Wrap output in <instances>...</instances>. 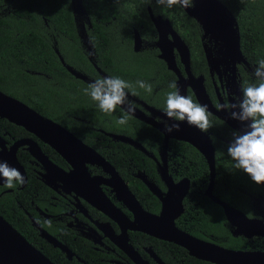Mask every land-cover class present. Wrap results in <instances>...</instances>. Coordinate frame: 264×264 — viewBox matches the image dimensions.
I'll return each instance as SVG.
<instances>
[{
  "label": "trees",
  "instance_id": "16d2710c",
  "mask_svg": "<svg viewBox=\"0 0 264 264\" xmlns=\"http://www.w3.org/2000/svg\"><path fill=\"white\" fill-rule=\"evenodd\" d=\"M82 1L83 5L89 9H99L100 14L114 15L115 24L120 23L124 28H128L132 23L138 25L148 22L147 5H150L153 10H161L171 19L175 29L188 44L193 74H203L205 78L207 77L204 55L198 41L199 25L183 9L174 8L171 11L161 9L154 2L148 4L146 0ZM220 1L234 15L239 27L240 49L249 63L255 66L258 60L264 59V0ZM101 35L109 42L106 32L101 30ZM74 41L77 42V36L74 31L71 0H0V90L23 101L43 116L64 125L97 149L129 182L131 191L145 209L157 213L160 208L158 199L135 176L137 171H142L150 178L157 180L154 162L139 149L113 140L99 129L132 137L153 151L155 155L161 148L162 135L154 127L132 116L127 125H116L114 120L121 115L120 109L111 116L105 115L95 108L89 97L77 94L78 89L84 88L85 85L66 69L59 58L61 56L66 65L75 67L77 60L82 57L74 46ZM97 49L99 65L133 85L138 79L150 82L153 86L151 93L135 88L136 93L156 106L164 104V98L168 91H171L168 83L175 80V76L166 69L155 54L143 57L131 51L128 53L130 56L126 63L128 66L123 67L125 63L121 62V57L111 44L106 47L97 46ZM159 69H161L160 74L155 73ZM205 85L207 89L211 87L209 79H206ZM190 97L196 102L194 97L191 95ZM81 119L92 122L93 130H89ZM209 121L208 130L215 135L213 126L224 128V131L227 129L222 123L211 121L210 115ZM4 132H10L15 137L30 135L22 127L0 118V135ZM6 137L11 140L9 135ZM212 141L216 150L213 193L245 213L253 215L252 205H257L260 210V204L254 201L255 197H260L264 201V188L252 182L243 172L232 168V162L226 153L228 143L214 140V135ZM39 143L43 151L55 163L62 168L67 167L66 161L52 148L40 141ZM169 148L173 153L171 158L183 160L178 171L180 175L188 176L202 185L207 183V166L201 154L193 146L184 141L171 140ZM18 160L25 168L27 179L23 188L18 185L12 191L3 192L6 188L0 185V215L53 263L83 264L75 258L67 259L58 248L45 241L38 230L31 225L27 211L31 212L35 204L41 208L51 209L53 191L39 178L36 172L39 166L34 164L28 152L20 150ZM192 199H195L193 194L185 200V212L177 220L179 227L194 235H199L198 231L202 228L206 233L217 234V240H223L225 237L228 242L234 243L237 247L246 244L253 247L254 244H258L259 240L249 244L244 238L232 239L233 237H230L227 231L222 209L207 198H198L201 200L198 206L193 204ZM33 217L48 232L72 247L73 240L68 229L53 221H41L36 215ZM60 231L63 233L59 234ZM135 233H132L130 238L134 247L141 251L142 245L150 246L168 264H213L190 256L186 250L174 243L142 234L145 238L143 240ZM82 247L77 249L76 255L88 264H114L108 262L102 253L91 247L88 250L84 245ZM71 249L75 250V248ZM117 253L118 256L114 255V258L129 263L120 250L117 249Z\"/></svg>",
  "mask_w": 264,
  "mask_h": 264
},
{
  "label": "flooded vegetation",
  "instance_id": "af4514ba",
  "mask_svg": "<svg viewBox=\"0 0 264 264\" xmlns=\"http://www.w3.org/2000/svg\"><path fill=\"white\" fill-rule=\"evenodd\" d=\"M82 2H83L82 0H71V11H72V17H73V23H74V31L76 32V36H77V42L74 41V46L77 48L78 53L82 58H79V60H77L75 67L66 65L64 63V60H63V63L62 62L61 63L66 67V69L74 77L81 80L84 83L85 87L88 85V83L95 80L96 78L113 75L109 71V69L107 70L103 68L104 66L99 65L100 58L98 55L99 52H98L97 46L106 47L108 44H111L117 50V54L119 55V57H121L120 58L121 62L125 63V64L122 63L123 67L128 66L126 63L130 59V56L128 55V53L131 51L133 53H138L142 55L143 57L155 54V56L163 62L166 69L174 74L175 81L178 83L179 77H178L177 72L170 69L166 59L162 57L161 47L166 48V47L171 46L172 58L175 61L176 67L180 75L183 77V79L187 78V74L184 70V65L181 62L179 49L176 45L177 41L174 38L173 33H176L178 35L179 39L183 41V43L188 47V49H189V46L186 43L185 39L181 36L180 32L177 29H175L171 19L166 17L161 12V10L160 11H157L158 9L153 10L150 5H147L146 13H147L148 22L150 23L143 22L138 25L136 23H132V24H129L128 28H124L120 23L115 24L116 18L114 15L100 14L99 9H89L88 7L84 6ZM183 10L188 15L186 10L185 9ZM195 21L199 25L198 41L200 42V46L203 51L205 67H206L205 70L207 71L206 73L207 77L205 78L203 74H197V75L193 74L191 70V64H190V70L194 78H197V77L203 78V86L205 88V92L207 94L210 106L212 109L216 111L215 113H212L207 110L209 115L211 116V121L220 122L223 124V126L225 125V127L227 128L224 131V128H217L216 126H213L215 129L216 135L213 134V132L210 130L203 132L205 135L209 137L211 144L214 148V178L212 181L211 192L207 191L210 185V169H209L208 162L206 158L204 157V155L200 153L195 147L194 148L203 157L204 162L207 166L208 180L205 185L199 184V182L192 180L188 176L180 175L178 171L181 168V164L183 160H178V159L174 160L173 158H171L173 153L171 152L169 148V142L171 140H176V141H183V140H179L173 137L169 138L167 147H166L165 162H163L161 154H162L163 145H164V134L159 129H157L155 126L149 123V122L156 123L164 127V123L162 121L165 118L163 117V114L161 112V108L163 105L156 106L152 103H149L147 100L140 97L139 94L129 96V99L135 101V104H136V111L134 115H132V117L154 127L162 135V145H161V148L158 150L157 155H155L153 151L147 149L141 142H139L136 139H133L132 137H129L122 133H114V132H109L101 128L99 129L102 133L106 134L109 138L113 140L121 141L123 143L129 144L132 147L139 149L142 153L150 157V159L154 162L155 167H156V174L158 177L157 180H155L154 178H150L149 176L145 174V172H142V171H137L135 173V176L138 179H140L143 182V184L147 187V189L150 191V193H152L158 199L160 203V208L157 213L151 212L145 209V207L141 204L139 199L131 191L129 187V182L121 176L119 171H117V169L108 161V159L105 156H103L97 149L87 144L85 141H83V139L75 135L73 131L69 130L64 125L60 124L59 122L49 117L43 116L37 110H35L32 107L31 108L34 109L36 112H38L44 118L51 119L52 121L63 126L65 129H67L69 132H71L73 135L79 138L82 142L92 147L98 154L103 156L115 168V170L118 172L121 178L125 181L128 188L130 189V191L135 196V198L138 200V202L140 203V205L142 206L144 210L150 213L158 214L161 209V201L159 197L155 193H153V191H151V189L146 184V182L139 176L144 177L147 182L153 184L154 187L159 190L162 196H165L166 193L168 192L169 184L176 186L181 181L187 180L188 190L182 200L183 211L175 219V224L180 230L187 232L185 229L177 225V220L180 219L183 213L185 212L184 204H185L186 198L189 197V195L193 194V197H195V199H192V202L195 206H198L201 204V200L198 198H207L210 202H212L213 204L217 205L218 207L222 209L223 215L226 220V226L228 229L227 231L230 234L229 236L233 237L232 239L244 238L249 244H252L253 241H256V240H259V241H258V244H254L253 247L247 244L237 247L234 243L228 242V240L225 237H223V240H217V234L206 233L202 228H200L198 231L199 235H194V234L187 232L188 234L192 235L193 237L199 240L208 242L210 244L217 245L219 247H222L228 250L264 252V236L258 233L253 234L251 236H246L243 233L235 234L234 231L237 228L244 230L246 228L245 224L240 220L235 221V224L232 223L230 219L228 218L224 207L213 199V197L218 198L221 202L233 208L236 212L243 213L246 216V218L257 219L261 221L262 224L264 225V201L260 197H255V200H254L257 204L258 203L260 204V210L258 209L257 205L256 206L252 205L253 215H249L245 213L243 210L237 208L236 206L229 203L228 201H225L219 198L218 195H215L213 193L214 182H215L214 180H215V175H216V161H215L216 150H215V145L212 141L213 135H214V140L223 141V142L228 143L232 139L233 131H240V132L245 131L244 126L240 122L230 119L229 113L225 111L224 109L219 108L217 106L224 104L226 102L227 103L234 102L235 98L241 96L242 88L246 87L253 80V77L250 76V73L252 72V69L254 66L249 63L248 59L243 55L241 49L240 51H241L242 58H240L239 55L237 54L227 51L225 44L220 39L215 38L210 33H206L202 29L200 23L197 20ZM101 30H103L104 33L105 32L107 33L109 42L107 41L106 37L105 39L103 38V36L101 35ZM189 52H190V49H189ZM56 53L59 55L58 50H56ZM142 59L145 60L144 58ZM190 61H191V54H190ZM70 70H72V72ZM160 72H161V69L155 71V73L157 74H160ZM206 79H209L210 85H211V87L208 89L205 85ZM182 82L183 83L185 82L186 85L188 84V82H186L185 80H182ZM186 88H187L186 96L191 95L192 97H194L196 103H199L192 87L190 85H187ZM82 89L83 88L78 89V93H77L78 95L84 94ZM165 100H166V97L164 98V101ZM75 118H78V117H75ZM82 121L85 123L86 127L89 130H93L94 127H93L92 122H90L88 119L86 120L83 119ZM76 124L81 126V124L79 123H76ZM22 128L25 129L24 127ZM25 131L29 133L30 135L15 137L10 132L2 133L0 135V143H2L5 146L4 150L7 152L10 149V146L18 140L32 139L38 144V146L41 148L42 152L48 157V159H50L54 164L59 166L43 151L39 141L41 143H44L45 145H48L50 148L52 147L49 144L42 141L35 134L30 133L26 129ZM172 133H175V131H173ZM7 135H9L11 140L7 139L6 137ZM31 135H33L35 138H33ZM118 136L127 137L130 140H132V143L122 141L119 138H117ZM52 149L57 153V151L54 148ZM20 150L23 152L29 153L31 158L34 160V164L39 166V170H36V172L39 175V178L43 181L45 185H47L53 191V194L51 195V202H50L51 209H48L47 207L41 208L40 206L35 204L31 212L27 211V215L30 220V223L34 228L38 230L39 235H40L39 229L35 227L33 223L37 222L43 229L45 228L33 217L34 215H36L41 221H53L55 223L61 224L64 228L68 229V233L70 234L71 239L73 240L71 242L72 247L67 242L65 243L64 241H60L58 237L48 232L46 229L45 230L49 234H51L59 243L67 247V249L72 254L71 258L67 256L66 252L62 251L59 247H56L50 243L53 247L58 248L69 260H72L73 258H75L80 263L88 264L86 261H84L82 258L76 255L77 249L83 248L82 245H84V247L87 250L88 248L91 247L95 251L102 253L103 256L107 258L108 262H112L114 264H134L133 261L127 256L125 251L120 249L111 240V238L107 236V234L110 231H112L113 234L115 235L120 234L122 230L120 223H117L114 220V218L98 210L96 207H94L91 204L92 202L88 200L90 199L91 201H96L94 196H92V191H94V186L91 183H87L84 187L70 186L67 180L60 181L58 179L52 182V180L50 179V176L46 177V175L48 174L47 169H45L43 165L31 154L27 145H22L18 147L16 151L17 160H18V152ZM57 154L60 155L59 153ZM174 157L177 158L176 156ZM18 162L24 170V175L26 177L25 182H26L27 176H26L25 168L20 163L19 160ZM66 163H67L66 168H62L60 166L59 167L62 168L64 171L68 172L72 169V166L69 162L66 161ZM86 167H87V172L90 178H93L95 176H101L103 179H107L110 177L108 173L103 171L101 166H98L96 164L86 163ZM163 171L166 172L167 174L166 178H168L169 180L165 178L167 180L166 181L163 178V174H162ZM24 185L25 183L23 185H20V188H23ZM261 186L264 188L263 185ZM100 188L102 189V192L104 193V195L112 203L114 208H116L117 210L119 209L124 214L123 216L126 217L129 221L134 220V213L127 207V205L123 201L117 199L116 193L112 190L113 188L111 186L105 183H100ZM6 191H12V189L3 190V192H6ZM121 224H124V223L122 222ZM62 231H60L59 234H62L63 233ZM132 233L139 235L143 240L145 238L142 234L150 236V237H154V236L148 235L141 231H135V230H130V229L127 230L128 243L139 253V255L141 256L143 260L147 261L148 264H159L154 259L152 255L153 253L155 254V256H157L161 260V262H163L164 264H168L165 261H163L161 257L157 255V253L150 246L142 245L141 251L137 247H134L130 242ZM83 239H84V242H82ZM79 242H82L81 243L82 245ZM178 246L186 250L190 256L195 257L184 246H181V245H178ZM71 248H75V250H72ZM117 249L120 250L127 257V259L129 260V263H124L118 258L117 259L114 258V255L118 256ZM149 250H151L152 253L149 252ZM195 258L205 261V262H209V261L203 260L198 257H195ZM209 263H212V262H209Z\"/></svg>",
  "mask_w": 264,
  "mask_h": 264
},
{
  "label": "water",
  "instance_id": "95a60500",
  "mask_svg": "<svg viewBox=\"0 0 264 264\" xmlns=\"http://www.w3.org/2000/svg\"><path fill=\"white\" fill-rule=\"evenodd\" d=\"M189 16L197 20L202 29L206 33H210L215 38L220 39L226 46L227 51L241 56L240 51V34L237 21L227 7L220 0H195L194 6L185 9ZM179 49L181 62L184 65V70L187 78L180 75L175 61L172 58V49L169 47H161L162 57L168 63L170 69L178 74V87L181 95H186L187 85H190L196 95V98L201 105H206L207 110L215 113L211 108L205 88L203 86V78H194L190 70V52L188 47L181 41L176 33H173ZM61 62L63 59L60 57ZM72 72V70H70ZM79 76V75H77ZM182 80L188 82L186 85ZM0 117L7 119L9 122L24 127L30 133L38 136L42 141L49 144L72 166L68 172L54 164L42 152L38 144L32 139H21L10 146L6 152L5 146L0 143V160H6L10 166L17 168L23 175L24 170L19 164L16 151L19 146L27 145L31 154L47 169L52 182L56 179L62 181L67 180L70 186L84 187L87 183L94 186L92 196L96 201H91V204L98 210L114 218L121 225V233L113 234L110 231L107 236L133 261L134 264H148L143 260L139 253L128 243L127 230L141 231L158 239L173 242L184 246L195 257L215 263V264H264V252H249L228 250L214 244L199 240L185 231L180 230L175 219L183 211L182 200L188 190V181L183 180L176 186L169 184V190L165 196H162L153 184L147 182L144 177H141L149 186L151 191L155 193L161 201V209L158 214L150 213L142 208L138 200L132 194L125 181L121 178L115 168L92 147L86 145L79 138L69 132L60 124L51 119L44 118L34 109L26 105L24 102L9 96L0 90ZM157 129L164 134V145L161 154L163 162H165L166 147L170 137L177 138L188 142L195 147L206 158L210 169V185L208 192H211L212 181L214 178V148L207 135L195 127H189L186 123L181 122L180 128L175 133H167L162 125L152 123ZM122 141L132 143L127 137L118 136ZM86 163L96 164L101 166L103 171L110 175L109 178L103 179L101 176L90 178ZM163 178H166V172L163 171ZM25 177V175H24ZM26 178V177H25ZM169 180L168 178H166ZM165 179V180H166ZM166 180V181H167ZM100 183H105L111 186L116 193L118 200L123 201L127 207L134 213V220L129 221L124 217L123 213L114 208L109 199L104 195L100 188ZM2 185V181H0ZM264 186V184H262ZM78 195V194H77ZM213 199L221 204L228 218L232 223L242 221L246 228L241 230L237 228L234 233H243L246 236L253 234H261L264 236V225L257 219H248L241 212H236L233 208L221 202L218 198ZM124 224H121V223ZM39 229L40 235L52 245L59 247L67 253L71 258L72 254L66 246L59 243L51 234L43 229L37 222L33 223ZM149 252L152 253L151 250ZM154 259L159 264H164L153 254ZM0 264H55L47 258L40 250L33 246L27 239L17 231L8 221L0 215Z\"/></svg>",
  "mask_w": 264,
  "mask_h": 264
},
{
  "label": "clouds",
  "instance_id": "9594fccd",
  "mask_svg": "<svg viewBox=\"0 0 264 264\" xmlns=\"http://www.w3.org/2000/svg\"><path fill=\"white\" fill-rule=\"evenodd\" d=\"M148 4L161 9H188L194 6L195 0H146ZM251 83L241 90V96L234 102L224 103L217 107L229 113V118L240 122L245 131H233L232 139L227 144L226 153L232 162V168L246 174L256 185L264 184V59L256 62L250 73ZM135 88L151 93L153 86L142 79L135 85L120 76H104L96 78L82 89L96 109L111 116L117 109L121 115L114 123L125 126L136 111L135 101L129 99L136 95ZM166 100L161 108L165 131H178L180 123L206 132L210 127L209 113L206 105L193 101L190 96L181 95L175 80L168 83ZM126 106V107H125ZM3 151V149H0ZM0 181L6 189H15L25 183L24 175L6 160H0Z\"/></svg>",
  "mask_w": 264,
  "mask_h": 264
}]
</instances>
